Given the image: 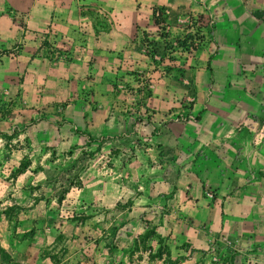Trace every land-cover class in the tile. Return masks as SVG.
Returning <instances> with one entry per match:
<instances>
[{"label":"rangeland","instance_id":"rangeland-1","mask_svg":"<svg viewBox=\"0 0 264 264\" xmlns=\"http://www.w3.org/2000/svg\"><path fill=\"white\" fill-rule=\"evenodd\" d=\"M40 1L0 82V264H264V221L226 225L196 166L202 1ZM131 29L135 55L111 51Z\"/></svg>","mask_w":264,"mask_h":264},{"label":"crops","instance_id":"crops-1","mask_svg":"<svg viewBox=\"0 0 264 264\" xmlns=\"http://www.w3.org/2000/svg\"><path fill=\"white\" fill-rule=\"evenodd\" d=\"M201 1L208 25L199 50L186 60L187 76L203 99L195 121L202 143L194 140L193 152L216 163L208 169L200 159L196 166L202 182L217 188L226 225L252 221L250 227L258 228L264 221V0ZM39 3L0 0V82L13 80L23 51L47 24L50 13ZM131 35L135 29L112 30L109 49L135 55ZM88 45L97 48L92 38Z\"/></svg>","mask_w":264,"mask_h":264}]
</instances>
